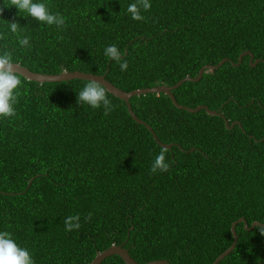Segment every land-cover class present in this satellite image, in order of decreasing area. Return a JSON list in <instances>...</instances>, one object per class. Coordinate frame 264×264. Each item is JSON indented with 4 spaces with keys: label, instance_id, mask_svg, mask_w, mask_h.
<instances>
[{
    "label": "trees",
    "instance_id": "16d2710c",
    "mask_svg": "<svg viewBox=\"0 0 264 264\" xmlns=\"http://www.w3.org/2000/svg\"><path fill=\"white\" fill-rule=\"evenodd\" d=\"M39 2V0H38ZM57 27L0 0V54L32 72L105 75L132 92L175 86L127 103L106 89L111 110L79 104L89 81L39 83L21 78L16 115L0 119V231L12 233L35 264H92L123 246L138 263L214 264L234 243L232 226L264 224V0H151L143 20L134 0H42ZM18 23L16 33L10 23ZM29 37V45L19 41ZM116 45L128 68L104 55ZM225 120L232 125L228 129ZM167 172H152L160 151ZM80 216V228L64 221ZM235 250L219 264H264V228L236 227ZM102 264H126L111 256Z\"/></svg>",
    "mask_w": 264,
    "mask_h": 264
},
{
    "label": "clouds",
    "instance_id": "9594fccd",
    "mask_svg": "<svg viewBox=\"0 0 264 264\" xmlns=\"http://www.w3.org/2000/svg\"><path fill=\"white\" fill-rule=\"evenodd\" d=\"M10 6H14L19 13L24 12L36 21L47 25L62 26L65 19L59 13H52L42 0H7ZM151 0H134L127 6V13L133 20H143V12L150 10ZM18 23L11 22L10 30L16 33ZM22 46L29 45V37L20 39ZM104 55L110 60L119 64L121 71H126L128 64L122 60V51L116 45H109L104 49ZM21 86V78L16 74V66L13 64V57L10 53L0 54V119L16 115L15 105L17 104V89ZM79 104H86L92 108L103 106L105 114L111 110V101L106 96L105 87L100 82L92 79L81 91L78 92ZM170 162L166 159L164 150L156 156L152 172H167ZM65 230L73 231L80 228V216H69L64 221ZM0 264H35V261L26 248L20 247L9 231H0Z\"/></svg>",
    "mask_w": 264,
    "mask_h": 264
},
{
    "label": "water",
    "instance_id": "95a60500",
    "mask_svg": "<svg viewBox=\"0 0 264 264\" xmlns=\"http://www.w3.org/2000/svg\"><path fill=\"white\" fill-rule=\"evenodd\" d=\"M246 56H250V64L252 67H256L261 62L264 63V60L255 59L254 54L252 52L247 51L240 56L239 62L233 63V65L236 67L240 66L243 63V60ZM228 61H229L228 59H224L216 66L207 65L200 70V72L196 78L187 77V78L181 80L175 86H158V87H154V88L138 89V90H135L132 92H126V91L119 89L114 84H112L106 78L105 75L99 76V75H94L91 73H85V72H80V71L63 72L61 74H56V75H45V74L32 72L28 68L23 67L21 64H15V63H13V64L16 66V74H19L28 80L39 82V83L64 82V81H70V80H75V79L85 80V81H89V82H91V80L94 79V80L100 82L101 85L104 86L105 89L110 94H112L113 96H115V97H117V98H119V99H121L127 103L129 113H130L131 117L134 119V121H136L138 124L146 126L149 129V131L153 134L155 141L161 147H163L165 149H171L173 147V144L162 143L159 140V138L157 137V135L154 133L153 129L150 126H148V124H146L144 121L140 120L135 115L134 111L132 110L130 100L135 96L164 93L171 98L174 105L179 109L186 110L190 113H199V112L205 110L211 116H222L223 117V115L220 112L210 110L207 106H204V105L199 106L195 109L180 105L178 103L177 99L175 98L173 91L175 89L179 88L180 86H182V84H184L185 82H199L203 78L204 73L207 70H211V71L218 70ZM225 122H226V126L228 129H233L236 125H241L240 122H234L232 125L229 124L228 120H225ZM239 223H244L245 228L249 231L255 229L257 226L264 228V224H262L260 222H254L252 224V226L249 228L248 223L246 222V219H244V218H241L239 221L235 222L232 226V233L234 235V243L226 252H224L217 259V261L214 264H219L220 262H222L225 258H227L235 250L237 243H238V234L236 232V227ZM115 255L121 257L126 264H142V263H138L134 258H132V256L129 253V250H127L123 246H115V245L112 246L111 248L107 249L106 251L98 253L96 258L93 260L92 264H102L106 259H108L111 256H115ZM146 264H171V263L169 261H166V260H158V261H152V262L146 263Z\"/></svg>",
    "mask_w": 264,
    "mask_h": 264
}]
</instances>
